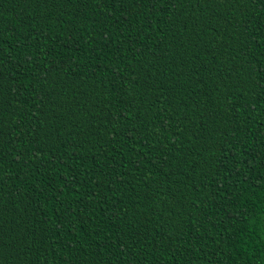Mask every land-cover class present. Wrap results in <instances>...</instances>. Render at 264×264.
<instances>
[{
	"label": "trees",
	"instance_id": "trees-1",
	"mask_svg": "<svg viewBox=\"0 0 264 264\" xmlns=\"http://www.w3.org/2000/svg\"><path fill=\"white\" fill-rule=\"evenodd\" d=\"M0 264H264V0H0Z\"/></svg>",
	"mask_w": 264,
	"mask_h": 264
}]
</instances>
